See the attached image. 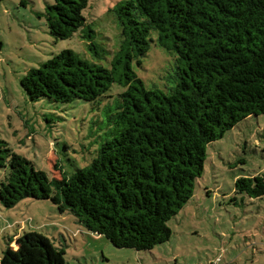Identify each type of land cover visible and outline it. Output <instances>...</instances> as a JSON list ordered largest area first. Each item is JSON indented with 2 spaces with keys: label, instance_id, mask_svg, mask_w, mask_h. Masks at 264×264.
Here are the masks:
<instances>
[{
  "label": "trees",
  "instance_id": "obj_1",
  "mask_svg": "<svg viewBox=\"0 0 264 264\" xmlns=\"http://www.w3.org/2000/svg\"><path fill=\"white\" fill-rule=\"evenodd\" d=\"M87 4H47L51 36L66 39L85 25ZM115 12L123 41L109 68L65 49L30 68L20 85L30 100L70 102L96 100L121 84L116 132L88 165L67 174L54 164L59 177L35 168L0 137V204L50 199L115 247L148 250L170 238L167 221L192 196L207 144L264 113V0H123ZM86 30L89 48L103 51ZM151 30L176 56V83L168 92L145 88L132 69L154 41ZM234 188L264 196V177H239ZM64 254L47 236L24 232L8 239L0 264H63Z\"/></svg>",
  "mask_w": 264,
  "mask_h": 264
},
{
  "label": "rangeland",
  "instance_id": "obj_2",
  "mask_svg": "<svg viewBox=\"0 0 264 264\" xmlns=\"http://www.w3.org/2000/svg\"><path fill=\"white\" fill-rule=\"evenodd\" d=\"M122 1L88 0L85 25L69 38L55 39L43 15L53 0H0V137L51 177H59L56 163L67 174L88 165L113 136L125 87L112 83L93 101L30 100L20 79L65 49L109 68L123 41L115 12ZM87 27L103 51L89 48ZM156 36L151 30L154 41L132 69L145 88L168 92L176 83V56ZM257 174L264 177V113L247 116L207 144L192 196L167 221L172 231L167 241L148 250L115 247L69 211L59 212L50 199L27 197L9 208L0 204V256L9 238L38 232L65 250L63 264H264V196L251 198L234 188L237 178Z\"/></svg>",
  "mask_w": 264,
  "mask_h": 264
}]
</instances>
